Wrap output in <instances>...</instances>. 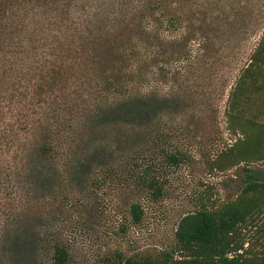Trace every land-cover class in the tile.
Masks as SVG:
<instances>
[{
    "label": "rangeland",
    "instance_id": "obj_1",
    "mask_svg": "<svg viewBox=\"0 0 264 264\" xmlns=\"http://www.w3.org/2000/svg\"><path fill=\"white\" fill-rule=\"evenodd\" d=\"M168 1V10L188 20L184 25L190 34L201 24L207 38L201 50L190 41L192 60L174 84L183 103L174 139L187 157L167 169L163 194L154 198L136 192L119 167L92 181L74 175L76 163L65 157L70 114L77 112L75 123L84 120L81 111L87 96L97 91L96 55L102 52L99 41L84 33L81 17L107 29L113 17L107 7L115 1L0 0L1 232L40 228L65 244L67 264H120L126 257L182 261L189 256L179 249L175 233L184 216L217 210L237 199L248 181L264 180V158L244 154L256 132L229 118L230 92L264 33V0ZM116 27L115 38L131 37L129 23ZM156 72L150 68L148 87L170 92L167 78L164 84L155 81ZM250 98L254 110L246 116L257 112L253 117L261 123L264 89ZM81 124L75 130L76 156L83 158L95 140L109 144L106 130ZM50 143L56 146L52 153H42ZM134 148L142 162H154L150 144ZM112 150L116 166L130 151L126 146ZM255 197L260 209L238 231L243 245L238 252L263 258L264 191ZM132 202L143 209L139 222L129 214ZM46 253L43 260L51 264Z\"/></svg>",
    "mask_w": 264,
    "mask_h": 264
},
{
    "label": "trees",
    "instance_id": "obj_2",
    "mask_svg": "<svg viewBox=\"0 0 264 264\" xmlns=\"http://www.w3.org/2000/svg\"><path fill=\"white\" fill-rule=\"evenodd\" d=\"M114 1L116 5L113 3L107 7L113 12L109 20L112 25L107 29L106 26L93 27L89 23L90 17H81L86 21L81 25L84 33L89 39L99 41L102 52L96 55L99 66L95 71L97 91L95 95L87 96L86 107L81 111L84 120L75 123L77 112L74 116L70 114L72 120L66 131L65 157L71 165L76 163L77 170L73 174L79 178L86 175L92 177V181H99L107 173L115 174L119 167L136 192L157 198L163 194L167 169L187 157L174 139L179 130L177 120L183 104L174 84L179 71L192 60L190 41L197 42L199 50L205 48L206 27L199 24L190 34L189 26L184 25L188 20L175 9L168 10V0ZM203 18L198 21L207 23ZM120 22L132 25L130 38H115L116 26ZM122 27L120 25L119 29ZM164 56L170 63L168 71L164 68L167 63ZM153 66L157 71L155 81L164 84L162 78H167L172 85L170 92L160 93V85L148 87V72ZM262 89L264 33L229 96V118L240 128L256 132L244 154L256 153L255 156L264 158V121L260 123L253 117L257 112L246 116L254 110L250 96ZM80 124L97 132L106 130L111 138L109 144L106 139L95 140L83 158L76 156L74 137L75 130L81 128ZM145 143L151 146L153 163L142 162L134 148ZM122 146L132 153L128 151L130 153L127 152L116 166L111 157L112 149L120 150ZM55 147L52 143L47 144L42 146L41 152L51 154ZM263 191L264 180H251L237 199L217 210L201 209L184 216L175 235L179 249L188 253V259L126 257L121 258L120 264H264V257L250 258L239 253L243 245L237 239L238 231L249 222V218L252 222L258 213L260 205L255 196ZM129 214L134 222H139L143 209L139 203L132 202ZM46 251L50 253L51 264L68 263L65 244L60 239L46 236L40 228L26 226L13 234H4L0 230V264H45ZM230 252L233 253L229 255Z\"/></svg>",
    "mask_w": 264,
    "mask_h": 264
}]
</instances>
